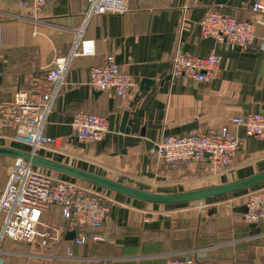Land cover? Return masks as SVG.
<instances>
[{"label": "crops", "instance_id": "1", "mask_svg": "<svg viewBox=\"0 0 264 264\" xmlns=\"http://www.w3.org/2000/svg\"><path fill=\"white\" fill-rule=\"evenodd\" d=\"M123 1L126 13L88 20L84 32L95 41V53L74 58L67 66L44 126V134L57 141L37 154L125 185L165 194L223 184L264 170V140L246 136L230 121L264 112V13L252 11L254 1ZM87 6V0H47L35 22L30 9L20 2L0 0L1 99L28 90L33 79L42 77L57 58L68 54ZM208 10L253 22L254 43L243 50L202 38L196 24ZM177 44L197 57L220 54L217 78L209 84L173 78L170 61ZM107 55H113L121 71L136 84L125 99L95 91L88 84L90 69L102 65ZM143 81L152 84L146 88ZM78 110L104 116L109 133L99 142H78L69 127L71 116ZM224 125L242 144L223 173L208 174L198 164L168 167L152 152L161 136H184ZM18 149L30 151L23 145ZM97 190L105 192L108 199L107 218L95 232L103 242L88 240L93 234L90 230L84 231L82 242L77 232L68 237L73 231L65 227L60 208L54 206L42 215L39 228L40 232L55 234L48 246L37 240L27 244L30 250L4 261L163 264L168 258L194 257L205 264H264V223L243 221L245 191L202 203L163 206Z\"/></svg>", "mask_w": 264, "mask_h": 264}, {"label": "built area", "instance_id": "2", "mask_svg": "<svg viewBox=\"0 0 264 264\" xmlns=\"http://www.w3.org/2000/svg\"><path fill=\"white\" fill-rule=\"evenodd\" d=\"M31 12V20L43 10L47 0H16ZM252 11L264 13V0H253ZM81 25L67 55L55 60L54 67L42 77L33 79L28 90L17 91L10 99L0 98V138L27 146L32 153L55 145L57 139L44 134L53 102L64 81L70 62L77 57L92 56L95 41L85 36V26L93 16L128 11L123 0H87ZM202 38L247 50L255 41L253 22L239 21L208 10L196 24ZM222 57L212 52L197 57L182 50L177 44L170 61L173 78L185 77L196 83L209 84L218 76ZM89 86L95 91L111 92L116 98H127L135 88L134 81L121 71L113 55H107L100 66L89 71ZM231 123L241 127L245 135L264 140V112L234 117ZM69 127L80 143L101 141L109 133L108 120L101 115L78 110L73 113ZM6 134L8 138L2 136ZM241 140L227 125L206 132L184 136H161L152 152L168 167L198 164L206 173L216 175L229 169L240 147ZM6 172H0V264H7L2 256L6 240L48 246L55 234L40 232L42 215L52 207L60 208V216L69 231L78 233L80 242L84 231H93L88 238L103 242L97 235L108 214L105 192L87 183L62 177L50 171H40L26 163L7 159ZM243 221L247 224L264 223V183L245 191ZM203 202V201H202ZM201 202V203H202ZM163 264H205L196 258H168Z\"/></svg>", "mask_w": 264, "mask_h": 264}, {"label": "water", "instance_id": "3", "mask_svg": "<svg viewBox=\"0 0 264 264\" xmlns=\"http://www.w3.org/2000/svg\"><path fill=\"white\" fill-rule=\"evenodd\" d=\"M224 2L225 0H218L217 4ZM142 84L146 85L147 88L148 85L152 83L149 81H143ZM125 120L126 114L123 117V124L125 123ZM0 158L15 160L17 163L23 162L33 167L84 182L94 187L122 195L132 200L163 206L202 202L210 198L232 195L246 191L264 183V170H262L251 176L223 184L211 185L184 192L165 194L155 191H146L125 185L98 174L7 145H0ZM73 235L75 236L74 231L70 233L68 237Z\"/></svg>", "mask_w": 264, "mask_h": 264}, {"label": "rangeland", "instance_id": "4", "mask_svg": "<svg viewBox=\"0 0 264 264\" xmlns=\"http://www.w3.org/2000/svg\"><path fill=\"white\" fill-rule=\"evenodd\" d=\"M2 136L8 138V136L6 134H2ZM0 145H7V146L15 147V148H21V146H22L19 143H14L13 141L1 139V138H0ZM7 163H8L7 159L0 158L1 175H4V173L6 172ZM36 169H39V168H36ZM39 170L43 171L41 169H39ZM194 188H197V187L194 186ZM190 189H193L192 186L190 187ZM146 191H155V190H152V188H147ZM173 191H177V190H173ZM3 247H4V254L2 256L3 260H5L6 257H7V259H15V258L11 257V255H15V254H18L19 252L21 253V252L30 250V247L27 244L22 243V242L18 243V242L8 241L5 243V245Z\"/></svg>", "mask_w": 264, "mask_h": 264}, {"label": "trees", "instance_id": "5", "mask_svg": "<svg viewBox=\"0 0 264 264\" xmlns=\"http://www.w3.org/2000/svg\"><path fill=\"white\" fill-rule=\"evenodd\" d=\"M94 233V232H93Z\"/></svg>", "mask_w": 264, "mask_h": 264}]
</instances>
